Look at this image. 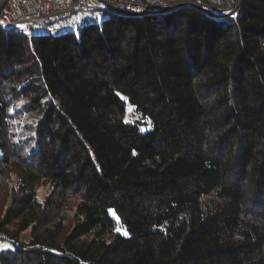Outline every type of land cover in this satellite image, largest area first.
Listing matches in <instances>:
<instances>
[{
	"label": "trees",
	"instance_id": "1",
	"mask_svg": "<svg viewBox=\"0 0 264 264\" xmlns=\"http://www.w3.org/2000/svg\"><path fill=\"white\" fill-rule=\"evenodd\" d=\"M190 1L0 23V264H264V0Z\"/></svg>",
	"mask_w": 264,
	"mask_h": 264
},
{
	"label": "built area",
	"instance_id": "2",
	"mask_svg": "<svg viewBox=\"0 0 264 264\" xmlns=\"http://www.w3.org/2000/svg\"><path fill=\"white\" fill-rule=\"evenodd\" d=\"M5 1L0 0V23L28 31H34L36 28L56 30L57 28L52 25L55 19L72 16L74 12L87 8L89 4V0H7L4 5ZM105 1L118 7L143 11L158 0ZM227 2V5L221 8L222 12H229L237 5L238 0ZM207 7L214 10L212 4Z\"/></svg>",
	"mask_w": 264,
	"mask_h": 264
},
{
	"label": "rangeland",
	"instance_id": "3",
	"mask_svg": "<svg viewBox=\"0 0 264 264\" xmlns=\"http://www.w3.org/2000/svg\"><path fill=\"white\" fill-rule=\"evenodd\" d=\"M193 2H196V1H193ZM154 4V3H153ZM150 5V7H152V5ZM102 5V3L98 0H89V4H88V7L85 8L84 10H79L77 12H74L72 14V16H69V17H65V18H61L60 19V22L62 21L63 22V25H66V23H70L69 25H71L69 28H66L65 26L62 27V23H59L58 26L60 28L59 31H64L66 29H74V30H77V22L76 21H80L81 18L79 16H82L84 15L85 16H93V17H97L99 19H101V11L99 9V7ZM79 14V15H78ZM77 17H79V19L77 20ZM59 19V18H58ZM55 27V26H53ZM5 28L6 29H9L11 30L13 33H16V34H20V35H23L25 36V38L29 41L31 36L33 34H35L37 31H39V29H35L34 31H28L24 28H12L8 25H5ZM42 31V30H40ZM39 31V32H40ZM48 193V188L47 187H44L42 186L39 190V196L41 199H43ZM23 237L25 239H29L30 237V232H25L23 234Z\"/></svg>",
	"mask_w": 264,
	"mask_h": 264
},
{
	"label": "water",
	"instance_id": "4",
	"mask_svg": "<svg viewBox=\"0 0 264 264\" xmlns=\"http://www.w3.org/2000/svg\"><path fill=\"white\" fill-rule=\"evenodd\" d=\"M98 1H100L105 6H108V7L112 8V9H114V10H117V11H119V12H121L123 14H127V15H139V14H145V13H156V12L159 11V10L153 9L152 7H149L148 9L143 10V11H135V10H131V9H126V8H122V7L115 6V5L109 3V2H107L105 0H98ZM6 2H7V0L5 1L4 5L6 4ZM190 2L193 3V4H195L199 8L207 11L208 13L214 15V16H221L222 14L225 15V14L228 13V12H222L221 11V8H216V7H214V10H211V9H209L207 7L208 4L207 5H202V4L198 3V2H192V1H190ZM182 3H184V2H182ZM176 5H179V2L174 3V4H171L169 6H166V7L162 8L161 11L168 10V9H170L172 7H175Z\"/></svg>",
	"mask_w": 264,
	"mask_h": 264
},
{
	"label": "crops",
	"instance_id": "5",
	"mask_svg": "<svg viewBox=\"0 0 264 264\" xmlns=\"http://www.w3.org/2000/svg\"><path fill=\"white\" fill-rule=\"evenodd\" d=\"M83 10H84V9H83ZM76 12H77V11H76ZM78 15H79V14H78ZM83 16H84V15L79 16V17L82 18ZM60 19H61V18H59V19H55V20L52 22V25L55 26V27L57 28L56 30H59V29H60L59 26H58L59 23H62V27H63V26H65V27H70V26H71V25H69L70 23H66V25H63V22H62V21L60 22ZM77 20H78V19H77ZM58 22H59V23H58ZM76 22L78 23L79 21H76ZM77 23H76V24H77ZM36 29H39V30H45V29H41V28H36Z\"/></svg>",
	"mask_w": 264,
	"mask_h": 264
},
{
	"label": "snow or ice",
	"instance_id": "6",
	"mask_svg": "<svg viewBox=\"0 0 264 264\" xmlns=\"http://www.w3.org/2000/svg\"><path fill=\"white\" fill-rule=\"evenodd\" d=\"M77 19H79V17H77ZM21 27H25V26L21 25ZM117 95H119V93H117ZM125 234H127V233H125ZM4 247H7V245H4Z\"/></svg>",
	"mask_w": 264,
	"mask_h": 264
}]
</instances>
